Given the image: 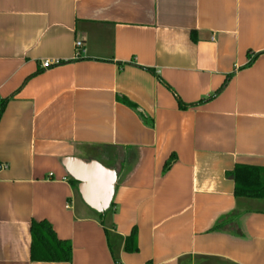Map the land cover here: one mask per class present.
Masks as SVG:
<instances>
[{
  "label": "crops",
  "instance_id": "0c3cea01",
  "mask_svg": "<svg viewBox=\"0 0 264 264\" xmlns=\"http://www.w3.org/2000/svg\"><path fill=\"white\" fill-rule=\"evenodd\" d=\"M3 101L0 264H264V199L227 177L264 169V0H0ZM65 158L116 172L109 215ZM39 221L70 263L31 261Z\"/></svg>",
  "mask_w": 264,
  "mask_h": 264
},
{
  "label": "trees",
  "instance_id": "16d2710c",
  "mask_svg": "<svg viewBox=\"0 0 264 264\" xmlns=\"http://www.w3.org/2000/svg\"><path fill=\"white\" fill-rule=\"evenodd\" d=\"M5 101L0 102V116ZM171 163L165 165L167 170ZM234 182V195L237 198L264 199V169L251 166H236L227 174ZM72 184L77 183L71 180ZM113 204H111L112 208ZM102 217L103 215H99ZM30 259L38 263H70L72 261V246L68 241L59 240L51 226L46 221L32 222L30 226ZM136 232L126 238L124 250L128 253L137 251Z\"/></svg>",
  "mask_w": 264,
  "mask_h": 264
},
{
  "label": "water",
  "instance_id": "95a60500",
  "mask_svg": "<svg viewBox=\"0 0 264 264\" xmlns=\"http://www.w3.org/2000/svg\"><path fill=\"white\" fill-rule=\"evenodd\" d=\"M61 165L69 178L77 183L82 202L98 215H104L111 207L117 174L96 161L84 162L65 158Z\"/></svg>",
  "mask_w": 264,
  "mask_h": 264
},
{
  "label": "built area",
  "instance_id": "2783aa9c",
  "mask_svg": "<svg viewBox=\"0 0 264 264\" xmlns=\"http://www.w3.org/2000/svg\"><path fill=\"white\" fill-rule=\"evenodd\" d=\"M75 49H76V51H77V53H76V57L78 58L79 55H80V51H81V49H82V43H81V42H76V43H75ZM59 64H60L59 61H51V60H47V61H44V62L41 64V66H42L43 69H49V68H51V67H53V66H58Z\"/></svg>",
  "mask_w": 264,
  "mask_h": 264
},
{
  "label": "rangeland",
  "instance_id": "374dc122",
  "mask_svg": "<svg viewBox=\"0 0 264 264\" xmlns=\"http://www.w3.org/2000/svg\"><path fill=\"white\" fill-rule=\"evenodd\" d=\"M112 210V208L109 209V211L106 213V215H109V213H111L110 211Z\"/></svg>",
  "mask_w": 264,
  "mask_h": 264
}]
</instances>
